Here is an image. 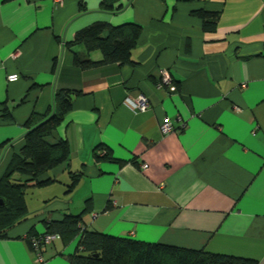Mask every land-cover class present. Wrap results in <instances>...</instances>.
<instances>
[{"label": "crops", "instance_id": "0c3cea01", "mask_svg": "<svg viewBox=\"0 0 264 264\" xmlns=\"http://www.w3.org/2000/svg\"><path fill=\"white\" fill-rule=\"evenodd\" d=\"M101 2L0 0V178L31 115L48 112L56 89L81 91L48 137L66 140L70 159L27 189L29 214L0 237V264H69L78 238L60 237L37 262L27 237L88 205V230L264 264V0H120L119 11ZM201 9L220 12L215 29ZM97 21L142 26L136 64L75 65L73 50L102 59L66 46ZM164 69L172 86L161 83ZM139 92L151 106L136 113L124 100Z\"/></svg>", "mask_w": 264, "mask_h": 264}, {"label": "trees", "instance_id": "16d2710c", "mask_svg": "<svg viewBox=\"0 0 264 264\" xmlns=\"http://www.w3.org/2000/svg\"><path fill=\"white\" fill-rule=\"evenodd\" d=\"M7 1V0H5ZM120 0H102L101 9L119 11L123 5ZM133 0H129L131 3ZM81 9L86 10L83 2ZM196 14L204 19V28L213 30L220 12L201 9ZM142 33L138 23L127 22L112 25L97 21L79 31L74 40L66 42L70 49L83 45L86 53L100 50L101 60H93L79 51H74V63L82 69L119 63L136 64L132 60V50ZM81 91L59 88L54 93L53 104L46 114L34 113L26 123V144L14 154L5 173L0 178V237L8 236V231L24 221L28 214L26 192L30 186H42L51 182L42 176L54 167L70 159V144L66 140L51 143L48 137L62 123L73 107L71 95ZM34 128V129H33ZM105 149L101 146V151ZM106 150V157L110 156ZM80 173L72 174V190L79 182ZM90 200H88V203ZM64 214L61 219H45L46 231L58 233L65 244L78 238L74 253L68 255L69 264H257V260L236 255L195 250L159 242H147L130 237L92 231L82 224L83 214ZM30 232L27 241L36 235ZM31 246V245H30Z\"/></svg>", "mask_w": 264, "mask_h": 264}, {"label": "built area", "instance_id": "2783aa9c", "mask_svg": "<svg viewBox=\"0 0 264 264\" xmlns=\"http://www.w3.org/2000/svg\"><path fill=\"white\" fill-rule=\"evenodd\" d=\"M57 2L61 3L62 0H57ZM18 78H19L18 74H10L8 76L9 81H16L18 80ZM160 80L162 84H165L167 86H172L174 82V78L171 72L167 69H164L162 71ZM124 104L136 113L146 112L150 109L151 106L150 98L144 92H139L135 96H128L124 100ZM178 119L181 120L180 116ZM181 127L185 128L186 122H182ZM173 129H174V125L172 123V120L169 117H166L164 122L161 124V131L163 133H169ZM141 167L146 168L148 167V164L144 163L141 165ZM59 238L60 235L58 233H49L47 231L38 233L30 238L31 249L35 254L37 262L44 261L45 248L48 245L53 244Z\"/></svg>", "mask_w": 264, "mask_h": 264}, {"label": "water", "instance_id": "95a60500", "mask_svg": "<svg viewBox=\"0 0 264 264\" xmlns=\"http://www.w3.org/2000/svg\"><path fill=\"white\" fill-rule=\"evenodd\" d=\"M71 98L74 99L75 98V95H71ZM0 202L3 203V201H0Z\"/></svg>", "mask_w": 264, "mask_h": 264}]
</instances>
